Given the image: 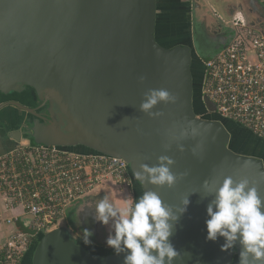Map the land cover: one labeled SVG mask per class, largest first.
<instances>
[{
    "label": "water",
    "instance_id": "water-1",
    "mask_svg": "<svg viewBox=\"0 0 264 264\" xmlns=\"http://www.w3.org/2000/svg\"><path fill=\"white\" fill-rule=\"evenodd\" d=\"M160 12L158 0H0V94L21 96L31 88L40 104L34 109L11 103L29 116L26 124L9 129L10 146L0 156L28 137L34 146L123 159L142 193L157 191L174 206L189 196L170 238L181 253L174 264H239L238 242L222 251L223 237L206 239L207 206L214 197L202 186L225 176L247 178L264 196V157L235 144L231 121L197 112L193 66L200 60L193 43L198 46L200 31L192 28L178 41L173 36L182 30L163 21ZM171 42L178 45L163 44ZM161 88L176 101L155 106L163 115L153 119L140 104L149 89ZM161 156L174 160L177 175L188 173L171 189L136 178L141 165L155 166ZM31 251V264H124L126 255L85 245L63 225L42 235Z\"/></svg>",
    "mask_w": 264,
    "mask_h": 264
},
{
    "label": "built area",
    "instance_id": "built-area-1",
    "mask_svg": "<svg viewBox=\"0 0 264 264\" xmlns=\"http://www.w3.org/2000/svg\"><path fill=\"white\" fill-rule=\"evenodd\" d=\"M259 2L264 7V0ZM227 24L233 38L226 49L204 62L201 101L215 107L211 112L206 106L208 114L264 141V34L249 26L243 13ZM111 183L128 191L133 188L123 159L34 146L28 140L1 155L0 264H22L42 235L66 222L72 205Z\"/></svg>",
    "mask_w": 264,
    "mask_h": 264
},
{
    "label": "clouds",
    "instance_id": "clouds-1",
    "mask_svg": "<svg viewBox=\"0 0 264 264\" xmlns=\"http://www.w3.org/2000/svg\"><path fill=\"white\" fill-rule=\"evenodd\" d=\"M145 77H140L143 82ZM176 97L166 89H149L140 104V110L153 119L163 115L153 111L159 103H175ZM191 136L198 134L191 128ZM189 130L182 129L181 137L188 138ZM195 154V151H194ZM174 160L161 156L158 164L141 165L136 173L141 183H150L160 188L175 187L188 173L177 175L172 171ZM203 192L214 199L207 206L210 217L206 221L208 241L223 237L222 251L241 245L239 264H264V196L249 179H233L225 176L222 181L205 180ZM189 196H184L180 205H172L154 190H145L134 202L123 205L111 202L107 196L100 199L94 209V220L111 225L106 244L119 255L126 253L124 264H174L181 253L171 242L174 227L180 216L187 211ZM94 233L84 229L83 242L91 244Z\"/></svg>",
    "mask_w": 264,
    "mask_h": 264
},
{
    "label": "crops",
    "instance_id": "crops-1",
    "mask_svg": "<svg viewBox=\"0 0 264 264\" xmlns=\"http://www.w3.org/2000/svg\"><path fill=\"white\" fill-rule=\"evenodd\" d=\"M179 1L181 0H158V4L160 7V11H161L160 15L163 13H166V14L170 13L172 15L171 12H173L174 15L172 16L174 17L176 16L177 19L175 20V22H173V25L174 27H176V29H178L177 27H180L179 29L184 28V31H185L184 34L190 33L191 35L192 28H196L200 32H201V28H205L206 30L209 31V33L215 36V39L220 38V37L222 39L224 37L223 39L225 43L221 44L219 49L216 50L214 53L204 57L203 58L204 61L212 59L219 51L223 49V46L226 44V42L230 40L231 38L230 35L233 32L226 25H227V21L231 20L235 14L243 13L249 18L250 22L259 20L258 19L259 14L264 16V12H262L261 10L262 7L260 5L259 0H199L195 3L193 0H185L190 5V12H189L190 21L185 23L184 21L181 20L180 13H178L179 12L178 10ZM171 15L169 17H171ZM181 26H184V27H181ZM222 32L223 33L226 32V33L222 34ZM179 34L183 35L181 31H179ZM198 37L202 38V36H199V35ZM195 51L198 56H202L200 55V53L197 52V50ZM231 123L234 126L235 130L238 132L237 136L241 138V148H243L245 151L249 152L251 148L253 150L254 148L255 150H257L256 145H259V144L264 146V141L254 136L247 129L233 122ZM7 149L0 151V153L5 152ZM258 152L260 156L264 157L263 153L261 155L260 151ZM127 192L131 193L130 191L120 192L119 188L111 183V184H107L106 186H104L100 191H98V193L92 196H89L90 199L88 200L99 201L104 196H107L108 199L114 204L123 205L124 197H127L126 196L127 194L125 193ZM92 197H94V199H92ZM84 200H87V199L85 198L80 202H84ZM80 202L76 204H79ZM78 207L79 206L75 207L74 209L68 210L67 221H68V218H69V221H71V216L74 214V210L76 211ZM89 223H90L88 225L89 230L94 233V235L90 238L92 240V243L89 245L101 247L106 250H112V248L108 247L106 244L107 237L109 236L110 231H112L111 225L109 226L103 225L100 222H96L94 218ZM74 228L77 230L76 227ZM101 230L102 232H100ZM77 233H79V231ZM80 233L83 236L84 230L83 231L81 230ZM98 243H104L106 246L104 247L98 246L97 245Z\"/></svg>",
    "mask_w": 264,
    "mask_h": 264
},
{
    "label": "flooded vegetation",
    "instance_id": "flooded-vegetation-1",
    "mask_svg": "<svg viewBox=\"0 0 264 264\" xmlns=\"http://www.w3.org/2000/svg\"><path fill=\"white\" fill-rule=\"evenodd\" d=\"M178 10H179L178 13H180V15H181V20L184 21L185 23L189 22L190 21V13H189L190 12V5H189V3L185 0L179 1ZM171 13H172V15H174L173 12H171ZM170 15H171L170 13L169 14L163 13L160 16L163 18V21L165 19H166V21L170 20L173 24V22H175V20L177 18H176V16L174 17L172 15H171V17H169ZM258 19L259 20H257V21L255 20L254 23L257 24V26L264 29V16L259 14ZM173 27H174V25L172 26V28ZM174 28H175V30H177L176 27H174ZM177 28H180V27H177ZM181 30H182L181 32L183 34L182 36H184V35L186 36L187 34H184V32H185L184 29H181ZM225 33L222 32V34H225ZM198 35L202 36V38L198 37V48L202 52V54H204V55L200 54V55H202V56H198L200 62H198V61L195 62L194 66H193V77L195 79V82L197 83V85H196V96H195V101H196L195 107L198 109V111H200V113H206L208 116H212V114H208L206 112L207 111L206 110V104L202 103V101H201V87H202V83H203L204 75H205V67H203L204 66L203 58L214 53L216 50H218L220 45L225 43V41L223 39L224 37L222 39H221V37L215 39V36L213 34L209 33V31L206 30L205 28H201V32ZM173 37H180L179 41L184 39L183 37H181L179 35H174ZM171 43H170V45H169V43H163V44L167 47H174V46L178 45L174 42H171ZM193 45H194V47L197 48V45H195V43H193ZM202 64H203V66H202ZM35 95L36 94L32 91L31 88H26V90L23 92V95L18 97L19 99H16L17 95H15L13 93L6 95V96L0 94V106H4L0 110V113H2V112L4 113V114H2V117L4 119L3 120L0 119V151L4 150L9 145L8 144L9 140L7 139V135L11 131L9 129L16 130V128H18V125H21L22 123L26 124L27 118L29 116L26 112L19 110L15 106H12L11 103L17 102L23 106L35 109L40 105L38 100H36ZM19 112L23 113V119L19 118V116H18ZM40 113H43V110H40ZM20 130L23 131L22 128H20ZM235 144L241 145V140L238 136H237V139L235 140ZM254 147H255V145H254ZM256 148H257V150H255V148H254V150L251 148V150L249 152L260 156V154L258 152V151H260L261 155H262V153L264 155V146L263 145H261V144L256 145ZM133 192H134V201L142 195L141 187L134 181H133ZM66 222H67V220H66ZM68 227H69V225H68ZM72 230H73V234L75 236V234H77L78 231L75 228ZM76 239L79 240V242L84 244V242L82 241V239L80 237L79 238L76 237ZM85 245H89V244H85ZM31 252L32 251L28 252L25 255V257L22 260V264H30Z\"/></svg>",
    "mask_w": 264,
    "mask_h": 264
},
{
    "label": "rangeland",
    "instance_id": "rangeland-1",
    "mask_svg": "<svg viewBox=\"0 0 264 264\" xmlns=\"http://www.w3.org/2000/svg\"><path fill=\"white\" fill-rule=\"evenodd\" d=\"M196 50L198 53L202 54V52L199 50L198 46H197ZM202 55H204V54H202ZM2 114H4V113L3 112L0 113V119L1 120L4 119L2 117ZM23 140H25V139H23ZM119 191L122 192V191H128V190H126V189L124 190V188H119ZM129 191L131 193H129V192L125 193V194H127L126 195L127 197H124L123 204L128 200H132L134 202V192H133L132 188ZM97 202L98 201H95V200L94 201L93 200H84V202H80L79 204L71 206L70 210L74 209L77 206H79V207L76 209V211L74 210V214L71 216V221H69V218H68V221L65 222L63 226L69 225V227L72 229H74V227H76L77 230L79 231V233L81 232V230L83 231L84 229H89L88 225L90 224L89 222L94 218L93 213H94V209H95ZM100 232H102V230ZM79 233L75 234V236L77 238L80 237L83 241V236L81 233H80L81 235ZM97 245L102 246V247L106 246L104 243H98Z\"/></svg>",
    "mask_w": 264,
    "mask_h": 264
},
{
    "label": "trees",
    "instance_id": "trees-1",
    "mask_svg": "<svg viewBox=\"0 0 264 264\" xmlns=\"http://www.w3.org/2000/svg\"><path fill=\"white\" fill-rule=\"evenodd\" d=\"M181 37H182V36H181ZM177 38L179 39L180 37H177ZM183 38L185 39L184 36H183ZM184 39H182L181 41H185ZM178 41H179V40H178ZM178 43H179V42H178ZM32 91L34 92L33 89H32ZM34 93H35V92H34ZM35 96H36V95H35ZM18 97H20V96H17L16 99H19ZM36 100H37V98H36ZM196 110H197V112L200 113V111H198V109H196ZM18 116H19L20 119H23V113L19 112V115H18ZM26 139H27V140H30L28 137H26ZM24 228H25V227H24ZM24 228H23V229H24ZM33 247H34V246H33ZM33 247L31 248V250L33 249ZM31 254H32V252H31ZM30 264H31V257H30Z\"/></svg>",
    "mask_w": 264,
    "mask_h": 264
}]
</instances>
